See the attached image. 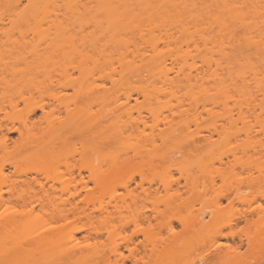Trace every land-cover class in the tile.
Returning a JSON list of instances; mask_svg holds the SVG:
<instances>
[{
	"label": "bare ground",
	"instance_id": "obj_1",
	"mask_svg": "<svg viewBox=\"0 0 264 264\" xmlns=\"http://www.w3.org/2000/svg\"><path fill=\"white\" fill-rule=\"evenodd\" d=\"M231 1V7L228 0L213 3L218 6L216 9L212 6V14L207 12L208 6L204 8L207 9L204 16L201 9L203 19L208 16L211 20L210 14L215 18L212 16L214 24L210 25L208 19L209 26L203 23L205 28L202 27L197 37L190 34L192 25L186 20L190 22V11H195L198 3L196 6L193 3L190 10L191 6L186 7L184 0H0V264L34 261V264H79L93 258L90 264H157V242L152 235L155 220L163 212L156 207L155 189L141 188L139 182L136 186L142 191L136 192L130 188L134 176L126 174L133 168L143 181L141 169L151 162L142 155L140 145L127 147L124 143L130 134L126 131L139 127L138 121L133 120L129 99L132 91L142 95L149 101L147 109L156 116L163 111L166 101L169 103L164 109L172 105L173 96L177 104L184 98L190 101L189 97L193 96L191 102H200L210 117L201 121L205 129L236 133L238 137L241 128L236 125L233 111H237L243 123L246 111L251 109L250 82L256 71L247 51L254 42L253 32L264 22V5L262 8L258 0ZM187 8L189 11L183 12ZM217 12L224 18L233 17L234 28L218 17ZM216 16L221 21H216ZM166 21L172 22L170 26L175 25L172 26L175 30L171 27V32L165 30ZM215 24L217 30L213 29L212 33ZM159 28L167 31L166 34L159 31L165 36L158 34ZM204 29L211 33L205 34ZM179 33L182 41L178 40ZM143 80L150 83L149 87L141 84ZM153 83L160 86L156 88ZM182 87L186 89L181 90ZM45 96L54 102H42ZM160 97L165 101L160 99L159 103ZM94 102L104 103L109 111L100 118L93 116ZM153 102L156 106L151 105ZM62 111L66 114L64 118ZM123 118L126 122H121ZM181 122L187 124L182 119L170 125L172 134ZM3 127L7 132H17L18 137L9 142L7 133H2ZM100 129L105 133L108 154L95 158L89 145L93 134ZM242 129L245 136L249 135V121H244ZM73 136L85 140L78 153L80 158L76 159L73 153L61 158V148ZM226 136L219 138L221 144L218 138L216 142L209 139L211 136L206 141L221 149L229 145V139L235 140L228 137L226 144ZM154 141L152 138L151 143ZM127 148H133L132 154ZM6 158L9 172L3 164ZM28 162L30 168L22 170ZM28 171L33 175H28ZM232 173L228 175L230 179L235 176ZM212 175H207L209 183L205 184L213 186L215 175ZM224 175L220 179L225 180ZM253 180L257 179L249 177L248 183ZM153 181L154 177L148 178L149 184ZM119 187L126 193L117 192ZM240 189L236 186L230 192L218 194L216 203L220 204L221 199L232 203L241 197L245 201L247 196ZM96 193L109 195L110 200L107 205L89 208L87 200ZM11 201L15 205L10 209L6 204ZM176 207L167 205V210L181 211ZM192 207L185 210L187 218L177 220L193 232L207 230L210 223L204 215L208 214L203 208ZM37 208L46 215L49 226L32 233V227L40 219L35 213ZM247 213L252 210L242 211L241 215L221 223V228L228 226L231 230L219 232L216 237L234 238L237 235L234 227L240 221L247 228L253 226ZM215 216L213 212L211 218ZM94 222H100L99 230L105 228L106 249L93 242L82 243L74 235L86 231L82 238L85 240L93 233L102 234ZM141 223H147L146 228ZM170 223L167 228L172 229ZM131 224V232H125ZM140 230L148 242L143 251L133 246ZM245 238L248 245L245 253L241 252V245L226 250L217 246L185 264H197L196 261L205 264L210 258L218 264H264V236ZM254 255L255 261L249 262V257Z\"/></svg>",
	"mask_w": 264,
	"mask_h": 264
},
{
	"label": "rangeland",
	"instance_id": "obj_2",
	"mask_svg": "<svg viewBox=\"0 0 264 264\" xmlns=\"http://www.w3.org/2000/svg\"><path fill=\"white\" fill-rule=\"evenodd\" d=\"M192 1L193 0L191 1L186 0L187 2L186 3L184 0L183 3L186 5V7L187 6L189 7L190 5L191 7H189V9L192 8V6L194 7L195 3H198L197 7L199 9L197 7L196 8L194 7L195 11L190 9L192 10L190 11L192 12V14L190 13L189 14L190 17H188L190 19V22H188V20H186L185 18L184 19L186 20V23L188 25L189 23L190 25H192V27L189 25L191 27V30H189L191 31L190 34L197 36L199 35V33H201L200 31L202 30V27L207 25L209 26L211 21H214L213 20L214 15H211L212 13L210 11L213 12V7L214 9H216V7L218 6V5L213 6L212 4L214 3L215 5V3L216 4L217 2L219 3L220 0H197V2L195 0L193 2L194 5H192L193 3L188 4L189 2ZM228 1H230L228 3H230V7H231L232 1L231 0ZM257 2H259L260 3L259 5L261 6L264 5V0L262 1L258 0ZM207 6L208 8L210 7L209 11L207 12L211 13L209 17L211 20L208 19V16L206 17L208 19V22L210 21L209 24L207 23L206 21L207 19H205V17H204L205 21L203 19V16L204 14L206 15V10H207V9L205 10L204 8H207ZM222 7L224 8V6ZM180 8L182 7L179 6L178 9ZM221 8L218 10L221 11V12L219 11L220 13H223ZM189 9L187 8V10L185 11H183L184 9H182V11L187 13L186 11H189ZM196 9H198L199 11ZM201 9L203 10L201 11ZM180 10H179V14L181 13ZM204 10L205 12H203ZM200 11L202 12V14L204 13L203 16H201L202 14ZM220 13L218 14L217 12V14L219 15L218 17L224 18V15L221 16ZM225 14L228 13L226 12ZM229 18L233 19V17H228V18H224V21L227 20L228 22L227 25L230 26V28H234L232 25H234L235 20L233 19L230 21ZM215 20L218 21L217 16ZM168 22L166 21V23L163 24L165 26L163 25L161 26H163L165 30L170 31L174 29L173 27H175V25H172L173 26L172 27L170 26V23L172 22L170 21ZM205 22L206 24H204L203 26V23ZM218 23L222 24L221 22ZM237 25L238 23L236 24V26ZM169 27H171L172 29L169 30ZM213 27L211 29L213 31L212 33L215 32L214 30H217V25L215 24ZM223 27L225 26L223 25ZM164 28H159V30H157L158 29L157 28L155 30L158 31V34H160L159 31H162L164 34H166L167 31H164L163 30ZM210 28L208 27V29ZM204 32H206L205 29ZM163 33L161 34L164 35ZM176 33L177 32H175L174 34ZM209 33L211 32L209 31L208 33L206 32L205 34H209ZM253 33L252 34L254 37L253 38L254 42H252L253 44L250 46L251 48L248 49L249 51H247V53H250L251 61L256 72H254L255 76L253 75V78L250 82L251 83L250 89L252 91V101L250 106L251 109L250 111L246 109L247 110L245 113L246 117L244 118L245 119L244 121H249L250 123V130H248L250 133H248L249 135H246L247 138L245 136L244 130L242 129L244 121L242 123V119L238 117L237 111L236 113L235 111H233V113H234V118H236L238 121L236 125L239 128H241L239 130L241 131V133L240 134L238 133L240 137L238 135H237L238 137H236L235 135L236 133L233 135H231V133L227 134L224 131L219 130L220 128L218 129L219 131L217 132L219 134L218 136L216 132L212 130H208L207 128L205 129L204 126H202L204 123H201V121L210 120V117L205 112L200 102L198 103L191 102L193 100L192 98L193 96L189 97L190 99H192L190 101L189 99L185 100V98L183 99L184 101L181 100L182 102H179L178 104L181 103L182 105H178L177 104L178 101L176 102L174 99L175 96H173L174 97L172 98L173 101L171 100L172 102L170 103L172 104L170 106L171 108L168 107L169 109L168 108L164 109L165 105L169 103L168 100L164 103L163 111L161 110V113L160 114L157 113L158 115L156 114L155 116L152 115L147 109L149 107L148 106L149 101L146 100L142 95H139L135 91H132L131 98L129 99L130 106L129 105L128 106L131 107L132 117L134 118L133 120L136 119V121H138L137 125H139V127L137 129L136 128L133 129L131 132L126 131V128H124L125 129L124 131H126L128 134L130 133L128 136L127 133L124 132L128 136L127 140L124 138L125 141L124 143L126 144L127 147H133L129 145H135V144L140 145L142 155H144L146 159L151 160V162L150 165L143 166L141 169L142 170L141 172L144 176L143 181H141L140 176L137 172H133L134 170L133 168L127 170L126 174L127 176L128 175L134 176V181L131 182L130 188L136 189V192L140 193V191H142L141 188L147 189L148 187H150L155 189L156 207L158 210L163 212L162 214H159L158 219L155 220V229L152 235L157 242V254L155 256V259H157V264H185V262L195 261L199 255L204 256L207 252L213 250L214 247L217 246H220L221 249L226 250L228 248L230 249L231 247H233V245H241L240 250L241 252L245 253V251H247L248 249L247 239L245 237L253 239L255 236L258 235L261 237L264 236V227H263L264 226V85H263L264 84V22H261V26L259 24V26H257V29ZM177 37L179 41L180 40L182 41L181 39L182 34L179 33ZM197 37L194 36V38ZM258 79H260V81ZM193 81L194 80H192V82ZM153 82L155 83V81ZM96 83H99V81H97ZM141 84L145 86L148 85L147 87H149L150 83L146 80H143ZM161 85L163 87V84ZM157 86H160V84L156 85V88ZM167 87L168 86L166 85V88ZM182 88L181 90L186 89V88L183 89ZM194 91H196V89H194ZM183 93L184 92L182 91L181 95L179 96L181 97ZM162 95L165 97V99H167L166 94H162ZM164 97L162 98L160 97L158 99L159 101L158 100L156 101H158L159 103H160V99L165 101L163 99ZM186 98H188V96ZM122 99H124L123 96L121 97V100ZM42 102L51 104L54 101H52L50 97L45 96ZM155 103L153 102L151 103V105L152 104L155 105ZM20 107H22V105H20ZM111 107L113 108V106ZM107 111H109V109L104 103L94 102L92 104L91 113L95 117L100 118ZM39 113L40 111H37V114ZM60 113L61 116L64 118L66 115L65 111H62ZM124 118L127 119L126 117ZM124 118L121 122L123 121L126 122ZM182 119L183 121H186L187 124L181 125L182 122L179 123V125L181 126H178V128L174 131L175 133L172 134L173 132L171 133L169 130L170 125ZM223 121L224 120H222V123ZM131 125L132 126L130 127L133 128L134 124ZM2 130H3L2 133H7L9 142L11 140H15L18 137V134L15 131L7 132L5 127H3ZM209 136H211L209 139H211L212 141L214 140V142H216V140H218L219 138H223L222 136H226L227 137L226 144H228L227 142L228 137L229 138L234 137L235 140L233 141L232 139H229V141L231 140L230 141L231 144L229 143V145H226L224 143L226 147L219 149V147L211 146L208 144L206 139ZM104 137H105V133L103 129H100L93 134L90 140L89 146L91 147V155L95 158H97L98 156L101 157L108 154V148H106ZM150 138L155 139L154 144L151 143ZM220 141L221 139H219V142ZM83 144H85V140L81 139L78 136H73L68 142V144H66L65 147L63 146L61 148L62 151L60 150L61 151L60 157L63 158L73 153L75 155V158L79 159L80 155H78V153L79 151L82 150ZM219 144H221V142ZM233 146L234 147L237 146V149L235 150V152L237 151V153L234 152V149L236 147L232 149ZM132 149L133 148H127V152L129 154H132ZM7 158L3 161V164H5L6 166L5 169L6 172H9L10 168L7 165V161H8ZM30 166L31 163L28 162L23 165L22 170H28ZM61 169H63V167H61ZM212 171H214V173ZM232 171L235 172V176L232 179H230L231 176L229 177L228 175L233 174ZM27 174L33 175V173L29 171L27 172ZM208 174L215 175V176L212 175L215 178L213 186H211L212 184L211 185L205 184V183H209V181L207 182ZM221 174L223 175L226 174L228 178L227 177L225 178L224 175L225 180H223V178L220 179ZM153 177H154V181L149 184L148 178H153ZM249 177L251 178L253 177L257 180H253L249 184L248 183ZM139 182L142 183L141 188L136 186V183ZM203 185H207V187L205 188ZM236 186H240L241 194L247 196L246 197L247 199L244 198L246 199L245 201H242L241 200L242 197H241L234 199L232 203H229L225 199H221L220 204L216 203L218 194L225 193L227 190L228 192H230L232 188ZM117 192L126 193V191L120 187L117 188ZM109 200H110L109 195H104V194L100 195L96 193L90 198H88L87 204L89 208H93V207L98 208L99 206L107 205ZM145 204L147 206H151L149 203H145ZM13 205L15 204L12 201L6 204L7 207H10V209L11 206ZM167 205L177 206L178 209H180L181 211L179 210H178L179 212L169 211L167 210ZM192 206L197 209L203 208V210L208 214L207 216L206 214L204 215L205 221L210 223L209 228L207 230H203L200 232L198 231L193 232V229L191 227H188L183 221L179 222L177 220L179 217L187 218L188 215L185 210L186 208ZM4 208L5 207H3V209ZM10 209H8L6 212H9ZM245 210H252V213H247V216L251 218V222L253 223V226L247 228L245 222L240 221V223L234 227V229L237 231V235H235L234 238L216 237L218 236L219 232L227 233L231 230L228 226L221 228L219 226L221 223H227L229 219L241 215V212ZM213 212H215L216 214L215 218H211ZM35 213L38 214V217L40 219L39 222L32 227L31 229V231H33L32 233L37 232V230L41 231L43 230L44 227L46 228L47 226H49V221L47 220L46 215L44 216L43 211L37 208ZM168 222H171L170 224L173 226L172 229L167 228ZM93 225L97 227L98 230L101 228L100 222H94ZM141 226L142 228H146L147 223H141ZM132 228L133 225L131 224L129 229L127 228L125 232L130 233ZM68 230L71 231L69 227ZM102 230L103 231L99 230L102 232V234L96 235L93 233L91 237L86 238L85 240L82 238L86 234V231L74 232L75 233L74 235L77 239L81 240L82 243L93 242L100 249L102 248L106 249L107 248L106 244L108 243L107 234H105L104 232L105 228H103ZM66 233L67 231L64 232V234ZM147 243L148 242L146 241L145 236L140 230L135 235V244L133 246H135L139 251H143V248L147 245ZM173 244H175V246H172ZM125 252L126 254L128 253L127 251ZM256 258H257L256 255H254L253 257H249V262L253 263ZM92 261H94V258L91 259L89 262L83 261L80 262L79 264H90ZM34 262H30V264H34ZM196 263L199 264L197 261ZM127 264L130 263L128 262ZM205 264H218V263H216L215 259L210 258L205 262Z\"/></svg>",
	"mask_w": 264,
	"mask_h": 264
}]
</instances>
